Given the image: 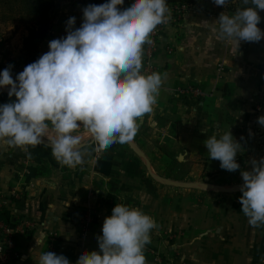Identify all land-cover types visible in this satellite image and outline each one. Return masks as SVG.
Instances as JSON below:
<instances>
[{"label": "crops", "instance_id": "1", "mask_svg": "<svg viewBox=\"0 0 264 264\" xmlns=\"http://www.w3.org/2000/svg\"><path fill=\"white\" fill-rule=\"evenodd\" d=\"M130 5L124 0L121 10ZM84 8L82 0L60 3L55 23L40 46V56L49 51L51 40L66 37L69 18L75 17L76 28L81 26ZM218 17L189 10L176 25L166 28L155 65L158 73H167V79L152 112L138 121L132 141L97 151L91 134L79 129L76 134L81 135L85 147L82 162L75 168L56 161L46 137L27 152L0 146V194L17 195L6 212L35 225L28 235L17 239L14 264H39L40 254L46 251L64 255L76 264L81 253L99 251L97 236H102L104 220L117 203L150 213L147 198L157 188L139 162L144 157L158 174L165 169L164 161L183 159L189 165L190 180L243 183L241 172L251 171L250 162L264 157V125L257 122L264 116V47L242 41L234 56L231 45L213 31L219 27L214 24ZM0 32L4 38L0 42V72L12 66L15 80L27 66V32L1 22ZM169 45L175 47L174 54L168 53ZM14 100L8 89H0V105ZM230 131L241 144L236 172L222 170L204 146L210 135ZM238 200L224 199L213 213L205 210L204 215L194 213L189 218H184L185 211L175 209L168 225L187 228L190 239L189 248L181 242L174 248L180 256L178 264H264V226L252 228ZM88 213L93 222L85 229ZM156 220L159 233L166 226L165 208ZM155 251L160 254L164 247ZM144 255L146 264H160L149 258L152 255L145 249Z\"/></svg>", "mask_w": 264, "mask_h": 264}, {"label": "clouds", "instance_id": "2", "mask_svg": "<svg viewBox=\"0 0 264 264\" xmlns=\"http://www.w3.org/2000/svg\"><path fill=\"white\" fill-rule=\"evenodd\" d=\"M234 15L221 13L218 39L231 45L235 56L241 42L264 40L260 11L264 0H242ZM225 7L228 0H213ZM124 0L89 5L83 22L75 27V17L67 21V35L49 42V51L28 64L13 79L11 67L0 72V89H8L15 100L0 105V146L28 151L44 143L46 137L53 157L61 166L75 168L82 162L85 147L78 133L91 134L97 151L113 144H126L138 132V121L153 110L167 73L142 74L145 44L171 12L166 0H134L121 10ZM204 24H208L204 22ZM264 125V116L257 121ZM54 134V138L49 139ZM211 160L222 170L236 172L241 144L231 131L214 133L204 142ZM251 171H242L241 212L252 228L264 226V157L253 159ZM159 225L137 208L118 204L106 217L99 251H85L76 264H146L144 249L150 234ZM37 245L40 241L36 239ZM39 264H71L64 255L46 251Z\"/></svg>", "mask_w": 264, "mask_h": 264}, {"label": "rangeland", "instance_id": "3", "mask_svg": "<svg viewBox=\"0 0 264 264\" xmlns=\"http://www.w3.org/2000/svg\"><path fill=\"white\" fill-rule=\"evenodd\" d=\"M65 0H60L57 8L55 9V13L60 6V3ZM171 15L166 24H161V32L158 37V47L160 51V45L162 40V35L168 26L176 25L180 20L183 19V15L189 10H197L199 9L195 7H188L186 5L181 4H173L169 6ZM202 12V11H200ZM203 13V12H202ZM259 15L261 17V23L258 27L264 31V11H260ZM0 22L4 24L6 27H15L16 30L23 29L27 32V37L29 36L28 30L26 26L17 22L15 14L10 10L9 7L3 6L0 1ZM1 33V32H0ZM25 38V39H26ZM258 44L264 47V40L258 42ZM168 53L174 54L176 51L175 47L169 45L167 46ZM158 54V53H157ZM156 54V56H157ZM27 56V52H26ZM155 56V58H156ZM153 65L155 67V71L158 72V68L155 65V59L153 61ZM143 73V71H142ZM143 159V158H142ZM139 160V162L143 165L146 178L148 181L153 184L157 189L154 193L149 195L148 202L151 203L150 213L147 215L151 216L157 223V216L159 215V211L166 210V226H170L169 228H161V231L158 232L157 229H153L150 234L151 242L145 246V250H147L150 255L149 258L158 262L160 264H178L179 255L174 252L175 246L179 245L181 242V246L189 248L190 247V239H189V230L187 228H178L173 225H168L173 221V216L175 209H181L185 211V217L189 218L191 214L200 213L204 215V211L207 210L210 213L215 211V205L219 202H223L224 199H239L238 203H240V197L242 196V192H233V193H221L216 191H208L206 189H195L192 186L195 185H207L213 186L217 188H228V189H239L242 186V182L232 181L231 183H223L218 184L213 182L215 179L211 178L210 180H190L187 178V173L189 172V165L183 159L179 162L177 159H170V161H164V171L162 174H158L156 171L152 169L151 163L148 159L144 157L143 160ZM241 205V203H240ZM91 220L93 222L92 216L90 213L85 216V220ZM90 223V224H91ZM86 226L88 229L92 226V224ZM90 225V226H89ZM166 228V229H165ZM180 237V238H179ZM193 240V239H192ZM155 244L157 246H155ZM159 244V245H158ZM156 247H164V251L158 254L155 249ZM155 248V249H154ZM184 259V258H183ZM185 261V260H184ZM189 261V259H187ZM190 263V262H189Z\"/></svg>", "mask_w": 264, "mask_h": 264}, {"label": "trees", "instance_id": "4", "mask_svg": "<svg viewBox=\"0 0 264 264\" xmlns=\"http://www.w3.org/2000/svg\"><path fill=\"white\" fill-rule=\"evenodd\" d=\"M3 6L10 8L15 14L17 22L26 26L29 36L25 39V51L27 52V65L40 58V46L49 35L55 23V9L60 0H0ZM106 0H82V5H101ZM132 4L134 0H125ZM169 6L173 4L195 7L207 15L219 16L227 11L235 14L237 9L250 5H244L242 0H228L225 7L216 6L213 0H166Z\"/></svg>", "mask_w": 264, "mask_h": 264}, {"label": "built area", "instance_id": "5", "mask_svg": "<svg viewBox=\"0 0 264 264\" xmlns=\"http://www.w3.org/2000/svg\"><path fill=\"white\" fill-rule=\"evenodd\" d=\"M161 28L162 27L159 25L150 35L152 43L150 45H144L142 74H151L152 72H156L153 61L159 50L158 37L161 32ZM1 41L3 42L4 38L0 33V42ZM16 197L17 195L15 193L9 195L0 194V264H14L17 257L15 251L17 239L28 235L31 230L35 228V225L29 220L14 219L13 217L8 216L6 206L12 202L13 198ZM90 222L91 220L88 218L85 222H83L85 229H87L86 226H88Z\"/></svg>", "mask_w": 264, "mask_h": 264}, {"label": "water", "instance_id": "6", "mask_svg": "<svg viewBox=\"0 0 264 264\" xmlns=\"http://www.w3.org/2000/svg\"><path fill=\"white\" fill-rule=\"evenodd\" d=\"M195 189H206L208 191H216V192H221V193H233V192H240V188L239 189H228V188H217V187H213V186H207V185H195L192 186Z\"/></svg>", "mask_w": 264, "mask_h": 264}]
</instances>
